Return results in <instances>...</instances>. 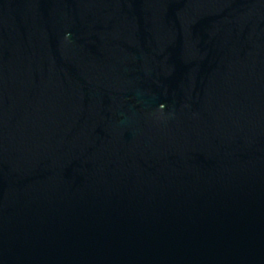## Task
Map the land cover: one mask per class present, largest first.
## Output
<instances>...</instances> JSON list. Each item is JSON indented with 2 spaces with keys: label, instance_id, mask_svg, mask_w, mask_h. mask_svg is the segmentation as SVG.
Listing matches in <instances>:
<instances>
[{
  "label": "water",
  "instance_id": "95a60500",
  "mask_svg": "<svg viewBox=\"0 0 264 264\" xmlns=\"http://www.w3.org/2000/svg\"><path fill=\"white\" fill-rule=\"evenodd\" d=\"M0 264H264V0H0Z\"/></svg>",
  "mask_w": 264,
  "mask_h": 264
}]
</instances>
